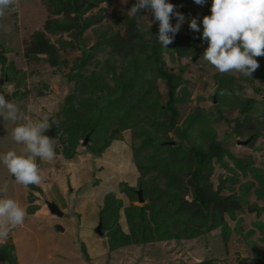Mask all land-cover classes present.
I'll return each instance as SVG.
<instances>
[{
	"label": "rangeland",
	"instance_id": "obj_1",
	"mask_svg": "<svg viewBox=\"0 0 264 264\" xmlns=\"http://www.w3.org/2000/svg\"><path fill=\"white\" fill-rule=\"evenodd\" d=\"M131 2L132 0L104 2L103 6L109 10L106 14L117 13V15L110 22L109 19H104L99 15V22L93 27L94 30L90 29L84 32L80 38L86 49L91 52V56L84 66H81L83 50L76 45V39L72 40L70 34L66 32L53 33L50 29L47 30V26L51 25V19L58 18L51 14L53 11L52 2L49 3L48 0H16L15 6L5 9L4 14L0 16L2 42L8 48L7 52L11 53L6 57L14 59V77L11 81L5 82L3 88H10L14 84L16 91H13L19 98L14 102L24 112V122L48 118L50 128L55 124L54 131L58 130V136L54 137L56 138L53 144L54 158L50 161H41L37 157V164L42 175L41 184L28 187L18 184V190L21 188L24 191V201L21 206L27 210L30 196L28 198L26 195L29 191V195L34 192L41 202L40 212L33 216L26 211L24 223L19 226H9V235L7 239L0 240V244L4 245L5 241L7 243L10 239L15 244L17 260L14 264H204V262L264 264V199L259 198L254 192L244 195V200L239 203L241 209L236 210L235 218H228L230 237L227 245L224 242L222 230L218 228L212 231L206 230L200 237L187 242L170 239L145 244V237L139 236L136 227L129 224L125 228L132 238L131 242H128L129 246L112 252L108 249L106 238L95 232L106 195L109 192L114 193L119 198L122 197V200L127 201L128 197L122 191L124 184L128 183L132 187H138V173L133 153L134 149L136 150L145 143L146 138L138 135L137 127L132 126L129 127L132 129L124 131L121 137H116V140H120L119 142H111L104 146L98 140L96 144L90 143L89 139V142L83 146L86 136L82 130L78 135V154L71 160L66 157L65 153L66 148L71 144V141L68 140L69 133L66 132V127L74 120L70 106L82 109L83 103L90 100L88 94L92 88H95L94 83L98 82V79L113 84L112 74L114 72L123 73V68L129 61L123 58V55L137 47L138 40L133 44L132 49L121 39H117L115 47L104 43L107 36L110 35L107 25L114 28L118 25L116 21L119 23L120 18L132 15L128 14L131 10L129 8ZM211 4L212 0H206L202 6L197 5L194 0H189L177 6L174 5V14L170 22L173 25L177 23L175 12L183 14L185 18L173 40V42L180 43L181 46L179 49L175 48L173 44H169L168 48L162 47L159 58L163 71L182 75L179 92L180 88L186 85L193 90L194 94V98L189 104H176L178 115L175 124L182 128L192 112V107L199 104L202 106V112L212 120L211 127L217 133V140L222 141L227 140V135L234 128L240 112L230 113L227 110L225 114L223 107V113L220 114L214 109L213 103L217 100H212V97L215 89L220 85L215 78V73L218 71L202 58L208 44L203 41L200 32H194L189 27L191 20L197 19L201 31L202 15H211ZM20 5L25 7H20ZM99 10L100 8H96L87 16H97ZM147 13L151 15V18H154L150 12ZM60 17V19H64L66 15L62 14ZM151 18L144 17L146 30L142 31V36L147 34L151 28L158 29L154 19ZM123 24V26L119 25L122 33L125 28V23ZM106 31L108 32L107 36L103 35V32ZM37 32L45 33L47 40L42 39V45L35 48L34 34ZM73 33L75 34V32ZM145 39L150 40L151 36L147 35ZM59 40L72 43L73 47L60 45ZM35 42L41 43V40L36 39ZM47 45L55 46L58 51L57 54L54 53L58 58L57 65L50 62V56L45 51ZM28 51L29 55H27ZM256 59L259 64H262L264 56L256 57ZM109 63H113V65L109 67ZM113 67L115 70L112 69ZM110 69L112 72L108 77L107 72ZM153 73V71L149 73L147 71L144 77L152 80ZM234 74L235 82L246 88L243 93L244 98L246 96L251 98L253 96L252 84L243 81L240 78V73L234 72ZM153 82L157 87V93L161 94V103L166 104L168 98L165 81L157 77ZM106 92H101V96H104ZM18 93L25 94V96L19 97ZM200 95H203L205 101L198 103L197 97ZM257 101L264 110V87L257 96ZM89 111L86 109L84 112L88 113ZM247 115L243 114L242 116ZM247 118L251 120V115ZM261 120L264 124V116ZM53 121L56 123H52ZM156 121L160 123L157 127L164 125L162 131L161 133H158V130L152 131L149 136L153 139L159 137V141L162 143L170 144L171 140L176 139L172 132L164 130L167 123L170 122V111L168 112L164 107ZM57 124L59 125L57 126ZM15 126L11 121L5 124L3 118L0 117V154L10 150L16 151L18 155L23 154L24 146L15 143L11 136V130ZM261 130L264 132V129ZM134 132L137 137L133 136ZM46 134L51 133L47 130ZM194 136L190 135L192 142L196 143L194 139L197 140L198 133ZM102 144L104 148L108 147L102 149L103 152L100 156H93L84 151V149H88L87 146L99 150L103 147L100 146ZM225 148L233 153L223 156L224 161L230 167L239 169L234 165V159L241 160L245 165V161H250L246 165L250 166V171L243 175L238 170L240 174L236 176L237 182L231 180L226 182L224 190L221 192L222 195L229 196L233 192L240 194V187L247 188L249 183H253L252 190L260 188V182L264 185V136H251L247 133L240 137L235 136L234 140L228 139ZM214 168L212 181L216 191L221 175L225 173L223 174L225 178L230 175V171L226 172L227 169L217 162H214ZM252 173L262 176L260 182ZM234 176L232 174L229 177L234 179ZM38 188L41 191H38ZM42 191L47 192L45 195L48 201H55L59 204L66 213L63 218L50 214L44 202L45 195L43 199L39 198V193ZM15 193V177L0 162V196L14 199ZM135 204L141 205L138 202ZM57 225L64 227V233L56 229ZM3 263L0 258V264Z\"/></svg>",
	"mask_w": 264,
	"mask_h": 264
},
{
	"label": "trees",
	"instance_id": "obj_2",
	"mask_svg": "<svg viewBox=\"0 0 264 264\" xmlns=\"http://www.w3.org/2000/svg\"><path fill=\"white\" fill-rule=\"evenodd\" d=\"M48 1L49 3L52 2V16L58 18L51 19V25L47 26V30L50 29L53 33L57 31L66 32L70 34L72 40L76 39V45L83 50L81 66H84L91 56V52L86 49L80 38L84 32L97 25L99 15L104 19H109V22L116 17L117 13L107 15L109 10L103 6L104 2L111 3L112 0ZM187 1L189 0H168L175 6ZM135 2L136 0H132L129 4L130 9ZM96 8H100L97 16H87ZM62 14L66 15V18L60 19ZM138 16H143V20L144 17L151 18L147 12L132 14L131 16L126 15L124 18H120L119 23L116 21L118 25L114 28L107 25L109 36H107V31L103 32V35L107 36L104 43L109 46L115 47L117 39H121L131 49L138 40L137 47L132 49L130 53L123 55V58L129 61L125 64L123 73L114 72L112 74L114 85L98 79V82L94 83L95 88H92L88 94L90 100L83 103L82 109H76L73 105L70 106L74 120L72 123H68L66 127V132L69 133L68 140L71 141L65 150L66 157L73 159L77 156L78 135L82 130L85 132V136L90 135V143L96 144L98 140L106 146L114 142L118 134L132 129L129 127H137L138 135L144 136L146 139L145 143L136 150L134 149L133 153V160L138 173V187H132L125 183L122 189L130 202V206L124 209L129 218L128 223L136 227L139 236L145 237V244L170 239L191 241L203 235L206 230L212 231L218 228L222 230L224 242L227 245L230 237L228 218H235L236 210L241 209L239 203L244 200V195L254 192L259 198L264 199V185L260 182L262 176L256 173L252 174L260 182V188L252 190L253 183H249L247 188L240 187V194L233 192L229 196H224L221 193L226 182L230 180L237 182L236 176L240 174L239 171L243 175L250 171V166H246L250 161H245V165L241 160L234 159V165L239 169L230 167L224 161V154H233L225 148L228 139L234 140L235 136L240 137L245 133L251 136H264V132L261 130L264 129L263 120H261L264 116V110L257 101V96L264 87V61L259 64L260 67L252 74V77H245L240 74L243 81L252 84L253 96L251 98L249 96L244 98L243 93L246 88L235 82L234 72L215 73V78L220 85L215 89L212 97V100H217L213 103L214 109L220 114L223 113V107L225 114L227 110L230 113L240 112L234 128L227 135V140H217V133L211 127L212 120L202 112V106L199 104L192 107V112L187 117L184 126L179 128L175 124L178 115L176 104L192 102L193 90L184 85L179 92L182 75H174L162 70V62L159 58L162 48L158 41L159 22H154L158 29L153 30L151 28L147 34L142 36L143 32L137 25ZM203 17L202 15V20ZM143 20L142 27H144ZM123 23H125V28L122 33L120 29L124 25ZM119 25L121 26L119 27ZM202 32L203 25L201 24L200 36H202ZM44 34L43 32L34 34L33 44L35 48L42 45V39L47 40ZM147 35L151 36L150 40L145 39ZM36 39L41 40V43L35 42ZM58 43L70 48L73 47L72 43L63 40H59ZM177 43L172 42L171 44L179 49L181 44ZM45 51L50 56V62L57 65L58 58L54 53L57 54L58 51L55 46L47 45ZM185 52L187 54V51ZM29 54L28 51L27 55ZM111 65L113 63H109V67ZM11 69L9 68V70ZM112 69L115 70L114 67ZM146 70L148 73L154 72L152 80L144 77L147 73ZM4 71V77L7 76L10 79L11 73L6 75L8 70L5 69ZM110 72H112L111 69L107 72L108 77ZM157 77L165 81L168 101L164 105L161 103V94L157 93V87L153 82ZM222 90L225 93H231V95H221ZM105 91H107L105 95L101 96L100 93ZM24 96L25 94L20 93V97ZM197 100L200 103L205 101V98L200 95ZM164 107L167 108L168 112L170 111V122L167 123L164 130L167 129L168 132L174 134L176 139L170 142L174 141L175 145L162 143L159 141V137L153 139L149 136L152 131L158 130V133H161L164 125L160 126L161 128L157 127L160 123L156 120L158 114L163 112ZM86 109L90 111L84 112ZM243 114L251 115V120H248L247 116H242ZM197 133L198 138L197 140L194 139L196 143H193L190 135L193 134L195 137L194 135ZM55 135H58V130H56ZM134 135L137 137L136 132L133 133ZM104 146L99 150L87 146L88 151L85 149L84 151L93 156H100L103 150L108 147L104 148ZM214 162L227 169L226 172L230 171L229 176L235 175L234 179L229 176L224 178L223 174L225 173H223L219 178L220 183L216 191L212 181L215 170ZM138 189L143 190V196L146 200L142 205L133 204L138 201ZM106 196L100 211L99 221L103 224L102 232L105 234L108 249L115 252L129 246L128 242L130 243L132 238L118 223L124 201L114 193L109 192ZM34 199L35 196L32 192L29 203L32 204ZM37 209V205H30L28 212L34 213ZM0 258L4 262L3 264L16 262L15 244L11 239L4 245H0ZM204 264L212 263L204 262Z\"/></svg>",
	"mask_w": 264,
	"mask_h": 264
},
{
	"label": "clouds",
	"instance_id": "obj_3",
	"mask_svg": "<svg viewBox=\"0 0 264 264\" xmlns=\"http://www.w3.org/2000/svg\"><path fill=\"white\" fill-rule=\"evenodd\" d=\"M194 2L202 6L206 0H194ZM15 4L16 0H0V16L4 14L5 9L12 8ZM174 9L175 6L168 0H136L128 14L150 12L154 22H159L158 41L162 47L168 48L167 46L173 42L185 19L183 14L175 12L177 23L173 25L170 21ZM210 12L211 15L204 16L202 20V39L208 44L202 58L221 74L235 72L245 77H252V74L260 67L256 57L264 56V0H212ZM142 20L143 16H138L137 25L141 31H145L146 29L141 26ZM189 27L194 32H200L197 19H192ZM2 80L4 83L7 82V76ZM225 94L231 95L222 90L221 95ZM0 117L5 124L11 121L16 125L11 130L12 139L15 143L24 146L23 154L18 155L14 150L0 154V162L15 177L17 184L24 187L40 185L42 175L37 164V157L41 161H50L54 158L55 131L53 136L45 135V132L49 130L51 133L56 125L53 124L50 128L48 118L24 122V112L12 100H6L2 94H0ZM138 191L139 189L137 195ZM44 202L47 205L48 202L55 201L45 199ZM137 202L139 203V197ZM25 217L26 210L19 203L14 199L0 196V240L7 239L9 226L22 225ZM98 217L100 219V214ZM100 224L102 223L99 221L95 232L102 237L104 233L100 235L97 232Z\"/></svg>",
	"mask_w": 264,
	"mask_h": 264
},
{
	"label": "crops",
	"instance_id": "obj_4",
	"mask_svg": "<svg viewBox=\"0 0 264 264\" xmlns=\"http://www.w3.org/2000/svg\"><path fill=\"white\" fill-rule=\"evenodd\" d=\"M20 7H25L24 5H20ZM23 21H24V18H23ZM1 29V28H0ZM3 34L0 32V80H2L3 78H4V70L6 69V70H8L7 72H6V75H8V73H11V76H10V79L8 78V82L9 81H11L12 79H13V77H14V74H13V72H14V65H11L12 63H13V61H14V59H8L6 56V53H8L7 51H8V48L7 47H5V45H4V43L2 42V36ZM2 61H4V62H2ZM9 68L11 69V70H9ZM14 83V82H13ZM5 85V83L1 86L0 85V94H2V95H4L5 96V98H6V100H12L13 102L15 101V99L16 98H18L17 97V93H15L13 90H15L14 89V84L10 87V88H3V86ZM16 91V90H15ZM19 97H20V93H19ZM17 100V99H16ZM116 137H121V134H118ZM117 139V138H116ZM114 140V141H116V142H119L120 140L118 139V140ZM121 139V138H120ZM115 143V142H114ZM15 183H16V181H15ZM28 193H30V191L28 192ZM27 193V195H26V197L28 196V198H29V194ZM47 192H45V191H42L41 193H39V198H41V199H43V197H44V195L46 194ZM33 194H34V192H33ZM15 196H14V200H16V202L17 203H19L20 205L23 203V201H24V191H22V189L20 188V190H18V184L16 183V193L14 194ZM35 196V195H34ZM36 197V196H35ZM117 197H118V195H117ZM52 198H53V195H52ZM52 198H50V199H52ZM119 198V197H118ZM122 198V197H121ZM45 199H47L46 198V195H45ZM44 199V200H45ZM124 201V205H123V208L121 209V211H120V216H119V220H118V223L121 225V227H122V229L126 232V233H129V231H127V229H125L126 228V226H128L129 225V223H128V216L126 215V213L124 212V209L126 208V207H129L130 206V202H129V200H123ZM41 202L38 200V197H36L35 199H34V202L32 203V204H30L29 203V205H28V207L30 206V205H37V206H39L38 207V209L34 212V213H31L30 215H36L37 213H39L40 212V209H41ZM134 204V203H133ZM59 205V204H58ZM28 207H27V210L26 211H28ZM60 207V206H59ZM103 207V206H102ZM61 208V207H60ZM62 210V209H61ZM63 211V210H62ZM64 212V211H63ZM65 213V212H64ZM51 214V213H50ZM66 214V213H65ZM52 215V214H51ZM79 215V214H78ZM52 216H54V215H52ZM80 216V215H79ZM56 217V216H55ZM59 218V217H58ZM124 221V222H123ZM130 222V221H129ZM185 242H187V241H185ZM119 251V250H118Z\"/></svg>",
	"mask_w": 264,
	"mask_h": 264
},
{
	"label": "water",
	"instance_id": "obj_5",
	"mask_svg": "<svg viewBox=\"0 0 264 264\" xmlns=\"http://www.w3.org/2000/svg\"><path fill=\"white\" fill-rule=\"evenodd\" d=\"M3 83H4V81L1 80L0 81V84H3ZM51 135L52 136L54 135V130H51ZM88 140H89V136L86 137V140H85L84 144H87L88 143ZM171 144L172 145H175V142H172ZM138 197H139V203H144L145 202V199L143 197V190L142 189H139V191H138ZM47 205H48L49 210L51 211V213L53 215H56L57 217H60V218H62L64 216V212L60 209V207H59V205L57 203H55V202H48ZM102 227H103V225L100 224L99 227L97 228V232L100 235L103 234L102 233ZM56 229L58 231H61V232H64L65 231V229L61 225H57L56 226Z\"/></svg>",
	"mask_w": 264,
	"mask_h": 264
}]
</instances>
